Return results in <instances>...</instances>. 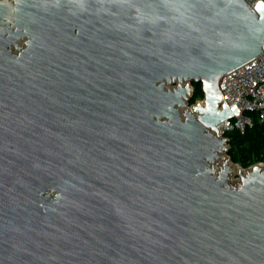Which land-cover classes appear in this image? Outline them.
Here are the masks:
<instances>
[{
    "label": "water",
    "instance_id": "95a60500",
    "mask_svg": "<svg viewBox=\"0 0 264 264\" xmlns=\"http://www.w3.org/2000/svg\"><path fill=\"white\" fill-rule=\"evenodd\" d=\"M262 53L263 1L0 0V264H264L218 128Z\"/></svg>",
    "mask_w": 264,
    "mask_h": 264
},
{
    "label": "built area",
    "instance_id": "2783aa9c",
    "mask_svg": "<svg viewBox=\"0 0 264 264\" xmlns=\"http://www.w3.org/2000/svg\"><path fill=\"white\" fill-rule=\"evenodd\" d=\"M251 7L258 1L246 0ZM220 89L230 106L236 104L240 114L232 119L223 120L219 125L220 134L238 130L244 133L252 126L251 117L244 111L257 112L259 119L264 121V53L228 71L220 82Z\"/></svg>",
    "mask_w": 264,
    "mask_h": 264
},
{
    "label": "trees",
    "instance_id": "16d2710c",
    "mask_svg": "<svg viewBox=\"0 0 264 264\" xmlns=\"http://www.w3.org/2000/svg\"><path fill=\"white\" fill-rule=\"evenodd\" d=\"M192 87L191 104L204 97L201 83L192 82ZM244 114L251 117L252 126H248L244 133L234 130L224 135L229 139L228 155L231 161L248 168L255 163H264V121L259 119L255 111L246 110Z\"/></svg>",
    "mask_w": 264,
    "mask_h": 264
},
{
    "label": "rangeland",
    "instance_id": "374dc122",
    "mask_svg": "<svg viewBox=\"0 0 264 264\" xmlns=\"http://www.w3.org/2000/svg\"><path fill=\"white\" fill-rule=\"evenodd\" d=\"M172 86H173L172 84H168L167 88H171ZM200 100H202V99H200ZM224 158H229L228 153H224ZM223 159H220L216 163L217 167H219V165H221ZM229 162L232 164V170L233 171L230 174L227 183H228L229 186L234 187V186H237L240 183V181H241L240 172H239V169L241 168V166L239 164H237V163L232 162L231 159H230ZM247 170H248V168H243L242 172L245 173Z\"/></svg>",
    "mask_w": 264,
    "mask_h": 264
},
{
    "label": "bare ground",
    "instance_id": "6f19581e",
    "mask_svg": "<svg viewBox=\"0 0 264 264\" xmlns=\"http://www.w3.org/2000/svg\"><path fill=\"white\" fill-rule=\"evenodd\" d=\"M230 161V160H229ZM229 164L232 166V164L229 162Z\"/></svg>",
    "mask_w": 264,
    "mask_h": 264
}]
</instances>
